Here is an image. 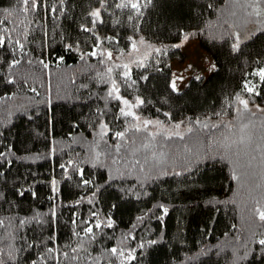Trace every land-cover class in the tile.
Masks as SVG:
<instances>
[{"label":"trees","instance_id":"16d2710c","mask_svg":"<svg viewBox=\"0 0 264 264\" xmlns=\"http://www.w3.org/2000/svg\"><path fill=\"white\" fill-rule=\"evenodd\" d=\"M262 70L264 0H0V264H264Z\"/></svg>","mask_w":264,"mask_h":264},{"label":"rangeland","instance_id":"374dc122","mask_svg":"<svg viewBox=\"0 0 264 264\" xmlns=\"http://www.w3.org/2000/svg\"><path fill=\"white\" fill-rule=\"evenodd\" d=\"M180 51L184 55L183 62H171V78L170 87L175 92L182 91L192 78H205L215 69V63L211 55L200 47V43L196 39L189 40L182 38L176 43ZM154 50H158V46L151 44L141 37L133 38L129 52L126 56L116 58V62L129 65L135 62H142ZM120 101L126 111L133 114L139 125L148 126L154 132H164L167 134H182L185 127L183 125H164L156 120L147 119L140 115L137 110L128 105V99L120 97ZM134 107V106H133ZM134 110V111H133Z\"/></svg>","mask_w":264,"mask_h":264},{"label":"snow or ice","instance_id":"6c2138e0","mask_svg":"<svg viewBox=\"0 0 264 264\" xmlns=\"http://www.w3.org/2000/svg\"><path fill=\"white\" fill-rule=\"evenodd\" d=\"M258 75L260 76V80H261L262 82H264V70H262ZM246 87H247V85H246ZM248 90H249V91H252L251 88H248ZM255 94H256V95H259L260 93H259V92H256ZM118 135H122V134L118 133ZM0 155H2V154H0ZM61 167H64V166L62 165ZM81 176H83V172L81 173ZM233 179H236V177L233 176ZM85 182L87 183V181H85ZM24 194H25V193H21V195H24ZM164 212L167 213V209H166V208L164 209ZM256 212H257V214H258V216H259V219L264 220V210H261V209L257 208V209H256ZM94 227H95V228H100V227H102V225H101V224H95ZM107 227H109V228L112 227V223H111V220H110V219H109V222H108V224H107ZM92 231H93V227H89V228H88V233L91 234ZM152 243H155V241H152ZM259 244H260V245H264V239L259 240ZM141 247H143V245H141ZM118 251H119V250H117L116 248H112V249H110V252L113 253V254H117ZM119 254H121V255H125V253L122 252V251H119ZM127 255L130 257L131 260L134 259V257H133L131 254H127Z\"/></svg>","mask_w":264,"mask_h":264}]
</instances>
